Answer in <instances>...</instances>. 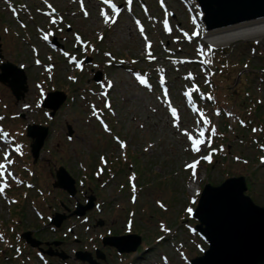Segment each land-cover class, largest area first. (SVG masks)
I'll list each match as a JSON object with an SVG mask.
<instances>
[{"label": "rangeland", "instance_id": "374dc122", "mask_svg": "<svg viewBox=\"0 0 264 264\" xmlns=\"http://www.w3.org/2000/svg\"><path fill=\"white\" fill-rule=\"evenodd\" d=\"M111 2L115 23L102 0H83V9L81 0H0V65L21 69L28 87L17 100L0 82V264H89L76 251L103 264H190L208 247L193 218L205 182L243 175L245 194L264 205V35L215 46L183 0ZM53 90L66 101L51 116L41 102ZM32 123L49 128L34 166ZM189 136L205 141L199 151ZM194 161L195 179L186 167ZM60 165L80 186L74 196L53 187ZM190 180L200 186L194 196ZM90 195L94 206L76 215ZM57 212L59 227L49 223ZM24 230L57 240L65 258L40 256ZM129 232L142 239L135 251L102 244Z\"/></svg>", "mask_w": 264, "mask_h": 264}, {"label": "water", "instance_id": "95a60500", "mask_svg": "<svg viewBox=\"0 0 264 264\" xmlns=\"http://www.w3.org/2000/svg\"><path fill=\"white\" fill-rule=\"evenodd\" d=\"M200 11V19L207 33L220 28L254 21L264 17V0H194ZM0 80L7 82L17 100L24 97L27 91L26 77L22 70L12 64L1 66ZM16 71L17 76L8 78L7 70ZM96 80H100L98 73ZM66 95L61 91L50 92L44 99L43 106L52 109V114L65 100ZM52 101V102H51ZM48 128L40 125H29L27 134L34 140L31 152L36 160ZM75 180L60 166L56 171L55 186L75 194ZM246 180L243 176L226 178L219 185L204 184L193 216L199 222L196 229L209 242V248L203 255L191 259V264H264V206L256 205L244 192ZM93 205V197L88 204L79 205L82 215ZM81 207V208H80ZM65 215L57 213L51 223L60 226ZM31 246H38L40 242L31 237L30 231L22 233ZM58 244V241H54ZM140 243L136 234L103 238V244L115 246L120 252L132 251ZM47 254L51 255L49 250ZM62 258L65 255L60 254ZM76 257L91 264H99L92 259L90 253L76 252ZM97 257L103 254L97 251Z\"/></svg>", "mask_w": 264, "mask_h": 264}, {"label": "bare ground", "instance_id": "6f19581e", "mask_svg": "<svg viewBox=\"0 0 264 264\" xmlns=\"http://www.w3.org/2000/svg\"><path fill=\"white\" fill-rule=\"evenodd\" d=\"M189 5L195 10V5L191 0H186ZM264 35V17L241 24L220 28L207 33L208 41L213 45H221L233 42L235 40L250 38L256 42L261 41L260 37ZM187 190L191 195H196L200 191L198 182L190 180Z\"/></svg>", "mask_w": 264, "mask_h": 264}, {"label": "snow or ice", "instance_id": "6c2138e0", "mask_svg": "<svg viewBox=\"0 0 264 264\" xmlns=\"http://www.w3.org/2000/svg\"><path fill=\"white\" fill-rule=\"evenodd\" d=\"M102 2L109 4L110 7L112 8L113 16L111 17V23H115V16L119 14V10L116 8V5L115 4H111V0H102ZM128 2L131 3V0H128ZM81 8L83 9V0H81ZM85 15L87 16V12H85ZM101 15L105 17V22L108 23L109 22L108 14L105 13L103 10H101ZM52 23H56V20L53 19ZM141 32H143V29H141ZM47 38L48 37L45 36V39H47ZM77 40L78 41L80 40L79 36H77ZM149 47H150V45H149ZM149 56H151V53H149ZM141 83H144V81L142 80ZM110 86H111V84L109 83V87ZM186 95H187V93H186ZM106 106H108V105H106ZM172 114H173L174 117L176 116V110L174 108L172 109ZM205 123H207V121H205ZM212 134L213 135L215 134V129L214 128L212 129ZM0 135L7 136V133H0ZM199 135H200V137H203L204 136V131L201 130ZM189 139L192 141V149H193V151H199L200 149H199L198 146L205 142L203 139H193L191 136H189ZM124 146L125 145L123 143H121V147L123 148ZM5 159L8 160L7 153L5 154ZM202 159L210 160V157H202ZM8 163L11 164L12 161L8 160ZM198 163H199V161H194L191 165H187L186 166V167H189V168H191L193 170V179H195V177H196L195 168H196V165ZM4 169H5V165L3 163H0V177H2L4 175ZM8 175H11V173H8ZM6 186H7L6 184L5 185H0V193H2L4 191V188ZM194 202L195 201L193 200V203ZM188 211L191 212L192 210L188 209Z\"/></svg>", "mask_w": 264, "mask_h": 264}, {"label": "flooded vegetation", "instance_id": "af4514ba", "mask_svg": "<svg viewBox=\"0 0 264 264\" xmlns=\"http://www.w3.org/2000/svg\"><path fill=\"white\" fill-rule=\"evenodd\" d=\"M93 70V69H92ZM96 70H100L101 71V69H96ZM95 70V71H96ZM94 71V70H93ZM95 71H94V74H93V78H94V75H95ZM101 75H102V72H101ZM38 159H40V158H38ZM38 159L36 160V161H38ZM36 161L34 162L33 160H32V165L34 166V165H36L35 163H36ZM39 166V165H38ZM54 175H56V172L54 173ZM75 185H76V193H78V192H80V186L78 185V183L76 182L75 183ZM75 193V194H76ZM32 232V236L33 237H36V238H40V236L37 234V232L36 231H31ZM52 240H54V239H52ZM41 247L43 248V249H47V250H49L50 252H51V255L49 256V255H47L48 257H59L58 256V254L61 252L60 250H59V246L58 245H55L54 243H50V242H48L47 240H41ZM36 251H38V252H40V250L38 249V248H36L35 249ZM41 253V252H40ZM42 254V253H41ZM42 255H44L45 256V254H42ZM46 257V256H45Z\"/></svg>", "mask_w": 264, "mask_h": 264}]
</instances>
